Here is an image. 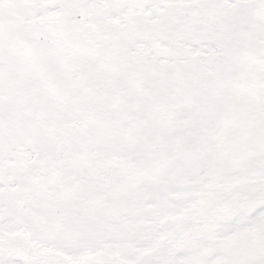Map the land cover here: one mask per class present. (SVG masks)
Here are the masks:
<instances>
[{"label": "snow or ice", "instance_id": "obj_1", "mask_svg": "<svg viewBox=\"0 0 264 264\" xmlns=\"http://www.w3.org/2000/svg\"><path fill=\"white\" fill-rule=\"evenodd\" d=\"M0 264H264V0H0Z\"/></svg>", "mask_w": 264, "mask_h": 264}]
</instances>
